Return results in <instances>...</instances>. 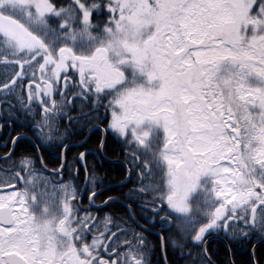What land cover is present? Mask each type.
<instances>
[{
    "label": "snow or ice",
    "instance_id": "obj_1",
    "mask_svg": "<svg viewBox=\"0 0 264 264\" xmlns=\"http://www.w3.org/2000/svg\"><path fill=\"white\" fill-rule=\"evenodd\" d=\"M0 65L20 69L0 84V118H18L15 96L40 145L59 147L58 117L79 122L67 109L80 101L89 119L107 120L103 133L122 138L121 186L133 184L127 216L100 217L91 209L118 201L94 203L103 193L91 153L77 161L83 188L78 167L64 180L66 158L55 181L38 176L35 157L9 153L0 264H152L153 230L162 252L199 246L212 231L264 237V0H0ZM136 204L151 207L146 226Z\"/></svg>",
    "mask_w": 264,
    "mask_h": 264
},
{
    "label": "flooded vegetation",
    "instance_id": "obj_2",
    "mask_svg": "<svg viewBox=\"0 0 264 264\" xmlns=\"http://www.w3.org/2000/svg\"><path fill=\"white\" fill-rule=\"evenodd\" d=\"M19 66H16L15 69L6 70L3 65H0V84L4 82L5 76L7 75L8 78L11 77V75H14L15 71H19ZM39 82V81H37ZM27 86H28V80L25 79L23 82V85H18V90L23 88L24 92V99H27ZM35 87V84L32 85ZM71 95V93H69ZM56 98L59 99V93L57 92ZM0 99H3L0 97ZM9 102L12 105H15V112L17 114V119L13 121H6L3 118H0V173L5 172L9 168V163L4 159L5 156H7L9 153L12 154L13 161L18 162V158L26 155L30 157H35L36 163L35 168L38 170V176H46L51 180L59 181L61 178L59 176H54L53 172L60 169V165L63 159L66 158L68 163H71L73 165L72 169H69L65 167L63 170V178L65 181H67L70 174L75 173V168H79V176L76 178V184L79 188H83L84 184V178H85V172H84V162L77 163L79 161V153L80 152H89L91 153L88 155L87 158V166L89 170H94L98 180V191L102 190V195H99L96 197L94 203L96 205H102L103 201L108 200L109 197L113 198L114 200L118 201L117 203L113 204L110 203L106 208H103L102 211H97L96 208H92L91 212L94 215H98L100 217H103V214L105 212L112 213L115 217H126L127 216V205L131 203V201H123L119 198L118 191L112 193V188H119L122 187L120 184L123 180L120 181H112L110 178V174L108 171H105V169L101 166H99L102 162L110 163V162H117L120 164H123L122 160L120 159H110L104 152V148L102 151H98L100 140L103 137L105 141L108 139V141L111 138L114 141V143L117 146H120L121 144H117L115 137L111 134V131L107 133H103L101 130L105 127L107 120H105L104 124H98L97 121L91 120L88 117L92 114L90 106H86L83 109V112L81 111L79 104L80 101H77L76 104L67 109V113L69 116H72L74 118L79 117V122L76 120H73L71 123L67 119V116L61 115L58 117V123H57V129L58 133H66V139H64L63 144H61L59 147L55 146H47V145H40L39 141L36 139L35 133L32 128V124L34 123V120L31 117H26L23 113L20 112L19 105L17 103L16 97L11 96L8 98ZM8 105L5 104L4 107H7ZM36 116L35 119H40V107L38 105H34ZM101 114H103L104 110L100 109ZM108 119H110V114L108 113ZM83 125V127H81ZM95 128V131H90V129ZM90 132V133H88ZM94 133V134H93ZM17 136L24 137L23 139L19 140V142L15 145V151L12 152L13 149V138ZM65 145H67V148H65ZM107 145V143H106ZM41 158L43 159V164H41ZM95 164H98L95 166ZM125 167V166H124ZM107 170V169H106ZM125 176L127 174V167H125ZM114 180V179H113ZM43 187V185H41ZM115 190V189H114ZM7 191V189H0V192ZM142 200H150V199H142ZM79 206L81 208L80 214H84V209L88 207V199L87 195L84 196L83 200L79 201ZM134 210L136 212H139V204L133 205ZM151 212V207L147 209L145 212H139V215L135 216V219L139 222L140 225H144V219H141V216H143L145 219H151V216L148 215V213ZM126 213V216H125ZM175 229L172 230L171 233H165L166 236H174ZM256 233H253L251 237L249 238V241L253 240ZM148 237L156 238L158 241V247L160 251V256L162 260V264H165V251H163V257L161 255V249H160V242H159V234L157 230H153L152 234L145 233ZM227 237L224 235V232H215L212 231L211 234L206 235L204 238V243L202 244V254L204 255L206 261L209 262V264H215L212 259H215L216 256L206 253V247L208 244H217L222 243L224 245H227ZM263 241L259 243L261 240ZM264 243V237H262L260 240H257L255 244H253L251 250H250V261L251 264H264V249L262 251V256L260 259V262L256 261L254 258V250L260 245ZM212 248V246H211ZM217 248V246H216ZM227 250V248H226ZM229 251V249H228ZM229 254L230 256V252ZM186 257L188 259L189 251L186 252ZM216 255V253H215ZM181 254H179V257ZM190 259V258H189ZM188 259V260H189ZM205 263H199V264H207ZM216 262V260H215ZM167 264V263H166ZM184 264H190V262H184Z\"/></svg>",
    "mask_w": 264,
    "mask_h": 264
},
{
    "label": "trees",
    "instance_id": "obj_3",
    "mask_svg": "<svg viewBox=\"0 0 264 264\" xmlns=\"http://www.w3.org/2000/svg\"><path fill=\"white\" fill-rule=\"evenodd\" d=\"M64 2H67V0H64ZM94 134V133H93ZM111 134L115 137L117 144H121L120 146H117L114 141L111 138L109 141L107 138L105 146H104V152L105 154L110 158V159H120L123 161L125 166L127 167V163L125 161V151L126 146L122 142V138H118L116 134L112 133ZM98 164H95L97 166ZM99 166L103 167L105 171H108L110 174L111 180L114 181H120L125 178V167L123 164L117 163V162H102ZM107 169V170H106ZM114 179V180H113ZM133 184H128L127 187H119V188H112V193L119 192V198L123 201H128L125 199V194L128 192L129 188H132ZM115 189V190H114ZM141 199H151L150 196L148 197H142ZM126 216V213H125ZM175 236V234H174ZM262 237L261 235L256 232L253 240L249 241V238H236L232 239L229 236L227 237V248L229 249L230 252V259L232 264H251L250 261V250L257 242V240H260ZM148 239L155 245V252L151 257L152 264H162L161 256H160V251L158 247V241L156 238H151L148 237ZM212 246V248H211ZM217 246V248H216ZM264 249V243L260 244L255 250H254V258L256 261L260 262L261 256H262V251ZM262 250V251H261ZM189 251V256L188 259L186 257V252ZM226 246L222 243H213V244H208L206 247V253L211 254L216 256L215 259H212V261L215 264H230L229 263V258L227 254ZM216 253V255H215ZM179 254L181 256L179 257ZM165 256H166V263L167 264H184V262H190V264H199V263H205L206 260L204 255L202 254V244L199 246H193L191 240L187 242L185 247L181 248H176L173 249L171 245L167 249H165ZM216 260V262H215ZM207 264H209L208 261H206Z\"/></svg>",
    "mask_w": 264,
    "mask_h": 264
},
{
    "label": "water",
    "instance_id": "obj_4",
    "mask_svg": "<svg viewBox=\"0 0 264 264\" xmlns=\"http://www.w3.org/2000/svg\"><path fill=\"white\" fill-rule=\"evenodd\" d=\"M124 166H125V165H124ZM125 167H126V166H125ZM120 184H122V182H121ZM262 241H263V239H262L259 243H261ZM225 246H226V248H227V245H225ZM227 250H228V248H227ZM228 253H229V251H228ZM161 255H162V257H163V252H162V251H161ZM228 258H229V263L232 264L229 255H228Z\"/></svg>",
    "mask_w": 264,
    "mask_h": 264
},
{
    "label": "rangeland",
    "instance_id": "obj_5",
    "mask_svg": "<svg viewBox=\"0 0 264 264\" xmlns=\"http://www.w3.org/2000/svg\"><path fill=\"white\" fill-rule=\"evenodd\" d=\"M110 114V113H109ZM197 227H199V226H197Z\"/></svg>",
    "mask_w": 264,
    "mask_h": 264
},
{
    "label": "bare ground",
    "instance_id": "obj_6",
    "mask_svg": "<svg viewBox=\"0 0 264 264\" xmlns=\"http://www.w3.org/2000/svg\"><path fill=\"white\" fill-rule=\"evenodd\" d=\"M88 133H90V132H88Z\"/></svg>",
    "mask_w": 264,
    "mask_h": 264
}]
</instances>
